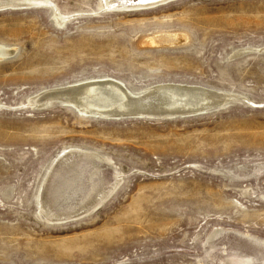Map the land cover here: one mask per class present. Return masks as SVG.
<instances>
[{"label":"rangeland","instance_id":"1","mask_svg":"<svg viewBox=\"0 0 264 264\" xmlns=\"http://www.w3.org/2000/svg\"><path fill=\"white\" fill-rule=\"evenodd\" d=\"M99 6L0 11V264H264V0ZM108 78L230 98L173 119L37 100ZM67 149L93 154L53 168Z\"/></svg>","mask_w":264,"mask_h":264},{"label":"bare ground","instance_id":"2","mask_svg":"<svg viewBox=\"0 0 264 264\" xmlns=\"http://www.w3.org/2000/svg\"><path fill=\"white\" fill-rule=\"evenodd\" d=\"M165 1L167 0H99V7L105 6L108 9L122 10L128 7L150 6ZM27 3H44L45 5L48 0H0V8L19 7ZM53 17L58 24L59 21L62 23L65 21L63 18H59L56 12H54ZM14 51L13 48L0 45V59L1 57L10 56ZM36 96L37 100L44 103L48 102V105L51 104L52 100L60 99L63 104L75 107L82 114L102 117L131 115L167 117L200 113L205 109L223 105L230 98L229 94L219 91H209L200 86L175 83L156 84L139 92H131L121 82L109 78L47 89ZM90 154L93 153L80 149H67L55 159L52 166L54 168L56 165H61L72 156ZM44 193L42 189L38 196L40 209L42 214L49 216L50 207L46 199L43 198Z\"/></svg>","mask_w":264,"mask_h":264},{"label":"water","instance_id":"3","mask_svg":"<svg viewBox=\"0 0 264 264\" xmlns=\"http://www.w3.org/2000/svg\"><path fill=\"white\" fill-rule=\"evenodd\" d=\"M14 8H17V7H3V8H0V11H2V10H6V9H14ZM52 102H57L58 104H61V105H63V106H66V107H69V108H71V109H74L76 112H77V110H76V108L75 107H73V106H69V105H67V104H63V101L62 100H60V99H57V100H52L51 101V103ZM50 104V103H49ZM42 106H48V102L47 103H44L43 102V105ZM208 111H210L209 109H207V110H205V111H203V112H200V113H193V114H183V115H175V116H170V117H163V116H161L159 119H173V118H177V117H187V116H195V115H198V114H201V113H206V112H208ZM78 114H79V112H77ZM88 116H90V117H97V118H106V119H120V118H129V117H137V118H142V117H144V118H156V117H151V116H139V115H131V116H121V117H102V116H99V115H88Z\"/></svg>","mask_w":264,"mask_h":264}]
</instances>
